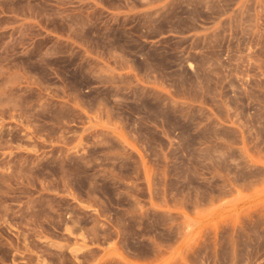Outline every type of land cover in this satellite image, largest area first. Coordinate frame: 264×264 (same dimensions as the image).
<instances>
[{
  "label": "rangeland",
  "instance_id": "rangeland-1",
  "mask_svg": "<svg viewBox=\"0 0 264 264\" xmlns=\"http://www.w3.org/2000/svg\"><path fill=\"white\" fill-rule=\"evenodd\" d=\"M0 264H264V0H0Z\"/></svg>",
  "mask_w": 264,
  "mask_h": 264
}]
</instances>
